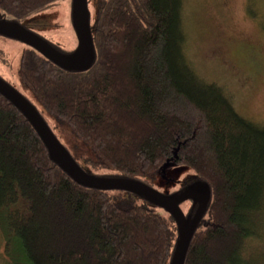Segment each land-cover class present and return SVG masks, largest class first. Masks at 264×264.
Masks as SVG:
<instances>
[{
	"label": "trees",
	"instance_id": "16d2710c",
	"mask_svg": "<svg viewBox=\"0 0 264 264\" xmlns=\"http://www.w3.org/2000/svg\"><path fill=\"white\" fill-rule=\"evenodd\" d=\"M61 1L0 0V20L23 23ZM183 9L184 0H98L93 17L88 7L90 69H60L28 47L18 79L34 101L19 93L90 153L76 162L91 175L178 185L169 195L209 186L184 264H264V127L197 74ZM167 162L166 173H190L185 183L162 178ZM176 242L164 210L73 181L0 95V264H169Z\"/></svg>",
	"mask_w": 264,
	"mask_h": 264
},
{
	"label": "rangeland",
	"instance_id": "374dc122",
	"mask_svg": "<svg viewBox=\"0 0 264 264\" xmlns=\"http://www.w3.org/2000/svg\"><path fill=\"white\" fill-rule=\"evenodd\" d=\"M97 1L87 0L91 17ZM183 19L186 54L197 74L223 86L238 114L264 127V0H184ZM27 24L40 31L62 53L72 52L77 46L71 22V0L61 1L29 19ZM25 50L18 42L0 38V77L34 101L22 90L18 79L21 54ZM46 118L58 141L85 166L83 160L91 158L90 153L67 130ZM189 174L187 170L176 169L166 176L185 183ZM156 187L168 195L179 186L172 183L167 187L161 180ZM189 207L183 204V213Z\"/></svg>",
	"mask_w": 264,
	"mask_h": 264
},
{
	"label": "water",
	"instance_id": "95a60500",
	"mask_svg": "<svg viewBox=\"0 0 264 264\" xmlns=\"http://www.w3.org/2000/svg\"><path fill=\"white\" fill-rule=\"evenodd\" d=\"M71 22L77 46L75 50L69 53L58 51L45 40L27 31L19 23L9 20H0V37L31 48L60 69L85 72L90 69L94 61L87 0H71ZM0 95L12 104L33 127L43 142L52 162L77 184L87 189L103 192L119 191L129 193L169 214L177 230V242L169 264L185 263L192 237L210 201L211 192L206 183L194 182L181 192L164 195L137 180L91 175L78 165L69 151L58 141L35 106L1 78ZM169 167L170 162L162 167L163 179H165V173ZM188 201L193 202V205H197V208L194 214L185 216L180 206Z\"/></svg>",
	"mask_w": 264,
	"mask_h": 264
},
{
	"label": "flooded vegetation",
	"instance_id": "af4514ba",
	"mask_svg": "<svg viewBox=\"0 0 264 264\" xmlns=\"http://www.w3.org/2000/svg\"><path fill=\"white\" fill-rule=\"evenodd\" d=\"M23 28H25L27 31L37 35L38 37H40L41 39L45 40L46 42L49 43V41L40 33V31H36L34 30L29 24H27V21L26 22H23V23H19ZM2 38V37H0ZM21 44V43H20ZM23 45V44H22ZM25 46V45H23ZM26 48H28L27 46H25ZM30 49V48H28ZM1 79H3L2 77H0ZM4 80V79H3ZM5 81V80H4ZM6 82V81H5ZM8 83V82H6ZM11 86V85H10ZM12 87V86H11Z\"/></svg>",
	"mask_w": 264,
	"mask_h": 264
}]
</instances>
